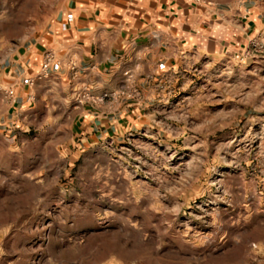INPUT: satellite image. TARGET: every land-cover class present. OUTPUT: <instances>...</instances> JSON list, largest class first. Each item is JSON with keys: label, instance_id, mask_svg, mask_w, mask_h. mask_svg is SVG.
Wrapping results in <instances>:
<instances>
[{"label": "rangeland", "instance_id": "374dc122", "mask_svg": "<svg viewBox=\"0 0 264 264\" xmlns=\"http://www.w3.org/2000/svg\"><path fill=\"white\" fill-rule=\"evenodd\" d=\"M52 7L0 0V68ZM252 57L192 55L144 121L90 145L57 91L0 118V264H264V47Z\"/></svg>", "mask_w": 264, "mask_h": 264}, {"label": "crops", "instance_id": "0c3cea01", "mask_svg": "<svg viewBox=\"0 0 264 264\" xmlns=\"http://www.w3.org/2000/svg\"><path fill=\"white\" fill-rule=\"evenodd\" d=\"M52 1L51 14L37 22L35 34L29 35L24 18L20 44L6 54L0 118L57 91L70 106L73 131L83 145L117 137L144 121L146 92L187 58L218 54L251 63L245 52L264 34V0ZM48 51L54 55L48 74L30 86L28 79L40 73ZM82 86L96 96L118 95L104 103L85 101ZM10 87L16 102L5 94Z\"/></svg>", "mask_w": 264, "mask_h": 264}, {"label": "built area", "instance_id": "2783aa9c", "mask_svg": "<svg viewBox=\"0 0 264 264\" xmlns=\"http://www.w3.org/2000/svg\"><path fill=\"white\" fill-rule=\"evenodd\" d=\"M257 47H264V34H261L259 37H255L250 41V46H249L248 50L245 52L244 57L253 56V51ZM242 59H243V57H242ZM53 60H54L53 53L51 51H48L45 54V60H44V63L42 65L40 73H38L37 75L30 77L28 79V84L30 86H33L35 84V82L37 81V79H40V78H42L48 74L51 63ZM81 91H82V93L80 94V96L82 99H84L85 101H92L94 103H104L107 99L114 98L115 96L118 95V93H115V92L104 91L101 94L96 96L93 93H91V91L88 89L87 86H82ZM5 94L13 102H16L17 97H16V93H15L14 88L10 87V88L6 89Z\"/></svg>", "mask_w": 264, "mask_h": 264}]
</instances>
